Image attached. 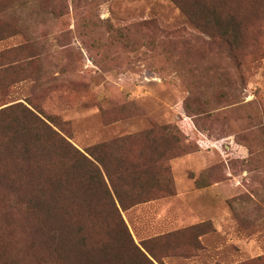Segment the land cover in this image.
<instances>
[{"label":"rangeland","instance_id":"obj_1","mask_svg":"<svg viewBox=\"0 0 264 264\" xmlns=\"http://www.w3.org/2000/svg\"><path fill=\"white\" fill-rule=\"evenodd\" d=\"M239 8L241 34L224 39L172 0H0L10 37L0 51L28 43L26 55H37L0 70V109L21 103L55 118L81 151L123 140L114 164L139 159L150 175L166 167L174 191L118 211L105 198L86 205L63 196L50 218L36 214L25 155L0 132V264H147L133 243L155 264L264 256V0ZM161 175L159 186L141 180L131 197L166 189Z\"/></svg>","mask_w":264,"mask_h":264},{"label":"trees","instance_id":"obj_2","mask_svg":"<svg viewBox=\"0 0 264 264\" xmlns=\"http://www.w3.org/2000/svg\"><path fill=\"white\" fill-rule=\"evenodd\" d=\"M180 11L193 20L206 34L221 38L237 39L241 34V23L238 17L243 16L239 8L241 0H235L234 9L198 3L196 0H172ZM8 29L0 28V43L6 41ZM29 44L7 48L0 51V70L4 68L21 67L37 59V55H26ZM0 109V132L12 134L9 150L12 153L25 155L27 168L25 182L33 192L28 197V207L36 214L44 213L48 218L60 209L58 198H77L82 204L90 205L95 197L107 199L113 209L118 211L128 209L138 204L156 199L162 192L163 196H172L173 182L169 170L160 166L158 173L152 172L140 160L125 161L124 166L120 159L117 165L111 157L113 152L124 141L114 142L109 145H97L84 151L79 150L69 137L61 130L56 119L45 115L35 108L24 106L21 103H9ZM20 112V113H19ZM14 115V116H13ZM162 131L167 137L178 140V129L165 126ZM169 138V139H171ZM151 165L159 166L160 159L153 158ZM161 174H165L167 188L163 191L151 190L146 198L136 199L131 197V188L138 187L140 181L147 176L157 186L163 182ZM51 199V204L47 199ZM201 224L194 228L204 227ZM193 228V229H194ZM56 240L57 233H50ZM202 233L200 236H204ZM135 257H140L147 264H155V256L147 249L141 250L132 244ZM133 250V251H134ZM250 264H264V256L252 259Z\"/></svg>","mask_w":264,"mask_h":264}]
</instances>
